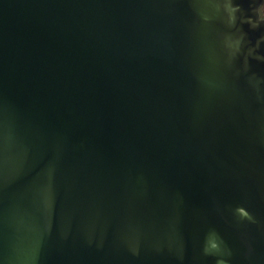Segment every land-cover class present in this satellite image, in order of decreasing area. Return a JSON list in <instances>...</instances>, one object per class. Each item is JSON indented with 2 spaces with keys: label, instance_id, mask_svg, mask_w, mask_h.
<instances>
[{
  "label": "water",
  "instance_id": "water-1",
  "mask_svg": "<svg viewBox=\"0 0 264 264\" xmlns=\"http://www.w3.org/2000/svg\"><path fill=\"white\" fill-rule=\"evenodd\" d=\"M262 0H0V264H264Z\"/></svg>",
  "mask_w": 264,
  "mask_h": 264
},
{
  "label": "flooded vegetation",
  "instance_id": "flooded-vegetation-1",
  "mask_svg": "<svg viewBox=\"0 0 264 264\" xmlns=\"http://www.w3.org/2000/svg\"><path fill=\"white\" fill-rule=\"evenodd\" d=\"M258 12H259L260 18L264 19V0H262V2L259 4Z\"/></svg>",
  "mask_w": 264,
  "mask_h": 264
}]
</instances>
